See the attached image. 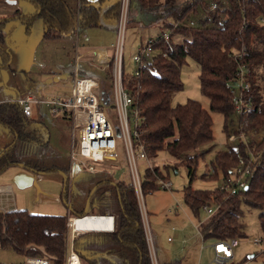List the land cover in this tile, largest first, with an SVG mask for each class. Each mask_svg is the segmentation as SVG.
Segmentation results:
<instances>
[{"label":"trees","instance_id":"1","mask_svg":"<svg viewBox=\"0 0 264 264\" xmlns=\"http://www.w3.org/2000/svg\"><path fill=\"white\" fill-rule=\"evenodd\" d=\"M26 1L33 6V14H21L15 10L11 17L0 18V44L4 40L2 30L12 18L24 24L25 32L33 18H40L43 23L42 37L45 38H57L72 34L75 29L92 27L113 32L116 31L121 6V0L105 7L97 4L100 0ZM212 2L222 4V0H127L126 22L135 23L140 13L155 14L162 26L159 27L167 28L169 35L167 40L161 39L159 33L153 37L150 45L153 54L139 68L137 75L124 72L121 61V83L138 110V140L143 143L147 155L153 158L157 152L164 151L177 160L175 163L186 167L189 180L182 188V199L190 214L197 217L201 209L213 207L210 214L205 213L199 220L198 228L196 226L201 239L217 242L245 238L242 207L246 206L258 210V225L262 233L261 241L264 242V134L258 141L246 144L238 141L214 151L209 161L210 174L200 175L222 181L237 165L238 155L246 163L251 154L253 159L248 162L251 171L245 176L244 187L234 194L219 191L218 187H190L198 159L205 153L196 150L213 140L210 112L222 115V129L226 134H236L242 131L240 127L256 129L264 126V0H225L222 9H215L207 16L196 19L194 26L187 24L190 17L196 16L199 10L207 9ZM238 52L241 54L239 60L233 57ZM0 53L3 59L8 60L1 48ZM187 58L199 66V91L208 100L206 109L194 99L171 104L172 95L182 86L180 70ZM239 63L249 72L247 80L251 95L250 109L242 115L234 113L226 87ZM111 66L110 61L102 71L95 69L97 72L92 73L94 76H79L97 81L94 92L101 109L104 103L114 107ZM256 73H259L260 79L255 78ZM36 94H39L38 91ZM0 124L9 129L13 136V142L0 149V172L20 163L21 157L33 145L43 146L47 143L46 138L39 140L43 124L31 116L25 117L21 104L15 100L0 101ZM233 124L235 130L231 131L230 128L228 131ZM190 151L194 153L188 154ZM166 167L155 166L152 170H144L141 177L142 195L158 189L156 177L167 179ZM108 186L111 188L113 229L76 235L72 239L74 251L81 264H150L130 182L101 177L92 183L91 188L94 189L90 195L94 194L100 202ZM65 192L66 184L61 192L62 198H65ZM90 203L89 199L87 204ZM93 214L106 212H85V215ZM92 233L95 236H90ZM97 241L102 242L100 252L94 245ZM65 246V215L35 214L25 209L0 211L1 248H10L23 257H45L50 262H58L64 257ZM179 263V260L173 259L162 264Z\"/></svg>","mask_w":264,"mask_h":264},{"label":"rangeland","instance_id":"2","mask_svg":"<svg viewBox=\"0 0 264 264\" xmlns=\"http://www.w3.org/2000/svg\"><path fill=\"white\" fill-rule=\"evenodd\" d=\"M15 10H18L21 14L30 15L34 12L33 6L26 0H15L13 3L0 0V15H10L9 17H11ZM202 12L203 10H199L197 15ZM190 18H196V16ZM135 21L139 25L133 21H127L122 32V67L126 73L132 72L135 68L132 57L138 53L139 49L145 47L147 40L150 37H154L158 33V26H161L157 22L156 15L150 13L138 14ZM163 31L166 32L168 30L163 27ZM42 32L43 23L38 17L32 19L27 32L24 30V24L17 18H12L6 22L2 30L4 40L0 44V48L4 54H7L8 60L3 59L0 53V101L20 98L28 91H32L36 95V89H38V95H42L45 98H49L54 94L67 95L69 93V88L75 76L73 72L74 65L70 62L73 50L78 46L76 40L74 41L75 34H64L57 38H45L42 37ZM81 32L86 36L85 44L81 46V49L88 46L98 47L99 45L108 47L116 38V31L112 32L102 28L99 29L98 27L89 28ZM76 35L81 37V33ZM111 36L112 40L105 43ZM91 49L89 56L94 54V49ZM152 54L153 51H150L145 60H149ZM103 64L94 63L90 60L88 63L85 61V64H80L81 67H79V72L76 76H94L92 73L94 71L97 72L95 69L102 71L99 68ZM198 70L199 66L197 63L187 58L180 70L182 86L172 95V105L184 103L187 99H194L199 101L203 108H208L207 98L202 96L199 91ZM254 76L260 79L259 73ZM40 84L43 86L40 87ZM102 110L113 128L114 148L117 156L113 162H94L93 173H90L86 168H82L74 161L72 162V160H77L79 157L72 158L70 154L72 149H77L78 144V128L72 125L71 119L63 117L61 113L53 114L49 107L45 105H31V118H35L43 124L39 140L42 141L46 138L47 143L43 146L33 145V147H30L29 151L21 157L20 163L30 166L29 172L34 170L39 171L41 174L33 175L32 183L20 189L14 186L12 178L16 173L27 171V169H23L19 165H11L2 170L0 172V186L9 184L12 190L10 192L12 193L0 195V211L6 205L4 203L2 206V203L9 200L15 202L13 208L25 209L35 214H59L67 217L68 212L73 215L74 211L71 209L80 214L86 204L87 197L83 206L82 204H74V199L77 195L82 198L85 196V193L82 196L81 189L77 187L74 179L70 180V178H67L65 198L61 197V192L64 191L65 187V184L63 185L62 183V174L67 166H76L78 173H81L78 178L82 177L85 180L89 176H91V179L100 177L101 171H103L108 174V177L112 176L115 180L122 179L128 182L130 177L125 161L122 132L118 117L114 108L108 104L104 103ZM210 116L212 119L213 140L196 150V152L204 151L205 153L198 159L194 178L190 183V187L193 189L218 187L221 183L220 180L215 181L201 176L210 174L209 161L212 159L214 151L225 149L227 146H232L241 140L238 133L226 134L223 131V117L220 113L210 112ZM242 123L243 121L241 120L240 124ZM129 126L131 129L130 120ZM232 127L229 126L228 131L230 128L231 131L235 130V124ZM240 129L242 131L250 129L249 132L253 133H251V137L255 140L248 139L246 141L245 139L247 143L257 141L264 134V126L256 129H244L242 127ZM259 130L262 132H258ZM12 142V133L4 125L0 124V149ZM193 153L194 151L188 152V154ZM137 160L139 176L142 177L148 165L144 160ZM149 160L154 164L150 170L155 166H167L165 170L166 180L171 183L170 188H158L150 194L141 195V201L147 216V229L150 235L152 233V248L156 262L162 264V259L168 258L170 260H179V264H217L213 260V253L210 249L212 244L209 240H201L200 235H196L197 240L191 239L185 244H181L179 241L182 238H187L190 234L193 235L196 231L194 224L205 215V211L201 209L197 217L193 216L183 203L182 188L188 184L189 180L186 167L175 163L177 160L164 151L157 152L155 157H149ZM99 164L107 165L99 166ZM175 166L176 168L173 169ZM53 168H59V170L55 172ZM0 194H4V192H0ZM90 201L89 208L85 209V212H89L93 205L97 207L96 211L105 212L108 211L112 199L105 194L103 200L99 202L97 197L92 194ZM242 209L246 237L237 238V245L232 248L233 256L222 264H264V252H262L264 242L252 243L250 241V238L262 239L257 219L258 210L246 206H243ZM174 215H178L177 219L173 218ZM80 219L75 218L74 229L77 231L98 230L100 227V220L97 217L86 216ZM175 223L176 226L173 227L175 229L171 230L169 225ZM90 236H95V234L92 233ZM167 237L172 238L173 241H166ZM94 245L100 252L99 247H101L102 242L97 241ZM183 248L184 252H180V249ZM22 259L23 256L12 249L0 247V264H14L22 261Z\"/></svg>","mask_w":264,"mask_h":264},{"label":"built area","instance_id":"3","mask_svg":"<svg viewBox=\"0 0 264 264\" xmlns=\"http://www.w3.org/2000/svg\"><path fill=\"white\" fill-rule=\"evenodd\" d=\"M225 0H222V4L212 2L210 6L203 10L196 18H190L187 20L189 26L196 25V19L207 16L208 12L215 9H222L225 6ZM126 6L127 0H121L120 15L116 25V38L113 45V54L104 60L103 63L112 62V100L114 104V110L119 120L120 129L122 132V140L124 145L125 161L130 177V184L132 186L139 211L140 221L143 228L145 244L147 247L148 257L151 264H157L153 253V240L147 229L146 212L144 210L141 201V177L139 176L138 166L136 161L144 160L147 163L149 170L154 164L151 163L145 147L141 141L138 140V125L139 114L137 108L134 106L130 94L126 91L125 87L121 83V61H122V32L124 24L126 23ZM179 24V23H178ZM174 25H177L175 23ZM168 30V29H167ZM169 35L168 31L161 29L159 36L161 39L167 40ZM153 37H150L145 47L139 49L138 53L132 57L135 64V68L132 71L134 75L138 74L140 67L145 65V57H148L151 51L150 45ZM231 52V51H230ZM165 55V54H163ZM81 55L75 56L74 62V78L73 83L69 88L67 95L54 94L49 98H45L42 95L27 93L20 98L14 100L21 104V110L25 117L31 116V105H45L49 107L53 114L61 113L63 117H69L72 125L78 128V144L76 150H71L70 154L72 158L79 157L78 163L82 168H86L89 172L93 171L94 162H104L107 160L115 161V142L113 128L104 114L103 110L98 106L97 96L94 92V88L97 86V81L90 77H79L77 75V60ZM151 57V56H150ZM234 58L239 60L241 54L235 53ZM150 59V58H149ZM249 72L247 68L241 63L238 64L235 74L231 80L226 83V87L229 91L230 100L234 109V113L238 115L246 114L250 109L251 95L249 93V82L247 77ZM129 120L131 123V129L129 126ZM239 131L238 134L243 143L253 140L251 137L252 132ZM258 132H262L259 130ZM252 133V134H251ZM263 136V134H262ZM261 136V137H262ZM260 137V138H261ZM260 138L258 140H260ZM246 139V141H245ZM255 140V139H254ZM257 140V141H258ZM253 159L249 154L248 162ZM75 160H72V162ZM248 162H244L241 156H237V165L228 173V175L218 185L219 191L227 194H234L239 189L245 186V176L251 171ZM152 164V165H150ZM156 185L160 189L170 188V181L156 177ZM4 188L0 187V192H3ZM206 214H210L213 211V207L203 208ZM98 216V215H90ZM100 217L104 215H99ZM77 217V216H74ZM73 216L67 215L66 217V248L64 251V257L58 262H50L45 257H23L22 261L14 264H81V261L77 253L73 249L72 239L76 236L75 231L72 229L71 219ZM80 218V217H77ZM198 232V231H197ZM170 239V238H168ZM262 239L250 238L252 243H259ZM152 241V242H151ZM237 245V238H230L224 241L214 242L213 248V260L217 264L225 263L233 256L232 248Z\"/></svg>","mask_w":264,"mask_h":264},{"label":"crops","instance_id":"4","mask_svg":"<svg viewBox=\"0 0 264 264\" xmlns=\"http://www.w3.org/2000/svg\"><path fill=\"white\" fill-rule=\"evenodd\" d=\"M74 1H76V0H74ZM114 1H116V0H100L99 2H97V4L99 5V6H101V7H105L106 5H108V4H110V3H112V2H114ZM8 16H10V15H7V16H5V15H0V18H5V17H8ZM135 23H137L138 25H139V23L138 22H136L135 21ZM117 25V24H116ZM92 28H97V27H92ZM100 28H102V27H100ZM99 28V29H100ZM87 29H89V28H85V29H75V31H74V33H72V34H70V35H74L75 34V38H74V41L76 40V44L78 45L77 47H75L74 48V50H73V55H72V57H71V63L74 65V60H75V56H77V55H81L80 56V58L77 60V66L78 67H81V63H84L85 64V61H86V63H88V61L90 60L91 62H94V63H103V61L104 60H107V58L108 57H111L112 56V54H113V45H114V42H111L109 45H108V47H105L104 45H99L98 47H90V46H88L87 48H84V49H81V46L83 45L84 46V44H85V40H86V36H84V34H82V32L81 31H84V30H87ZM103 30H108V29H106V28H102ZM29 30V29H28ZM160 31H161V27H159L158 26V33H160ZM79 33H81V37H79V36H77L76 34H78L79 35ZM112 40V36H111V38L109 39V40H107V41H105V43H108V42H110ZM115 41V40H114ZM91 48H93L94 49V54L91 56H89V54L91 53ZM110 51H111V53H110ZM87 56V57H86ZM70 63V64H71ZM106 66H107V63H104L103 64V66L102 67H100L99 69H103V68H106ZM71 72H72V70H71ZM73 72H74V68H73ZM77 72H79V68L77 69ZM72 74V73H71ZM43 85H41L40 84V87H42ZM57 86V85H56ZM38 91V89H36L35 90V92H37ZM32 93V91H28V92H25V94H27V93ZM9 99V98H8ZM15 98H10L9 100H14ZM74 163H77L78 165H79V163H78V160H75L74 161ZM22 165H23V163H21ZM92 165H93V163H91ZM16 165V164H15ZM104 165H107V164H99V166H104ZM24 169V168H23ZM57 169H59V168H57ZM94 169V168H93ZM29 170L30 169H28L27 171H20V172H29ZM65 170H67V172H68V175L67 176H65V180H66V178H70V180H75V182H76V185H77V187H79L80 189H81V193H82V196L84 195V193H85V196H84V198H82L80 195H77L76 197H75V199H74V204H82V206H83V204H84V201H85V198L87 197V195L89 194V192H90V190H93L94 189V187H92V189H91V185H92V183L96 180V179H98V178H101V177H108L107 175V173H105V172H103V171H101V176L100 177H94V178H92L91 179V176H89L88 177V179L87 180H85V179H83L82 177H79L78 178V176H81V173H78V171H77V168H76V166H73V167H69V166H67L66 167V169ZM64 171V170H63ZM35 172V173H34ZM34 172H32V171H30V173L32 174V175H36V174H38V175H40L41 173L39 172V171H34ZM55 172H57L56 170H55ZM74 173H76V174H74ZM90 173H93V172H90ZM15 174V173H14ZM77 178V179H76ZM108 178H110V179H114L112 176L111 177H108ZM65 180H63V185L65 184ZM66 182H67V180H66ZM0 187H3L4 188V194H0V195H5V194H11L12 192H10V191H12L11 190V187L9 186V184H7V185H3V186H0ZM89 190V192H87ZM10 192V193H6V192ZM110 191H111V188L108 186L107 187V189H106V192H105V194L107 195V197H110ZM90 197H91V195H90ZM90 197H89V199H90ZM4 203H6V205L5 206H3V204ZM2 208H3V210L2 211H6V210H13V209H15V208H13L14 206H15V202L14 201H9V200H6V202H3L2 203ZM179 207H181V206H179ZM89 208V205L87 204V207H86V210ZM96 209H97V207L95 206V205H93V208L89 211V212H94V213H100L99 211H96ZM72 211H74V213H72L73 215H71V213H69L68 212V214L67 215H70V216H77L76 214V211L74 210V209H71ZM182 210V209H181ZM106 212V214H93V215H108V216H111L110 218L108 217H100V216H92V217H97V218H99L98 220H100V227L99 228H101V229H99L98 228V230H87V231H77L76 229H74L75 228V218H77V217H75L74 218V220H73V231H75L74 232V234H76V235H78V234H82V233H84V232H89V231H103V232H106V231H111L112 229H113V215H112V211H111V209H110V207H109V209H108V211H105ZM174 212H176V210H174ZM176 214V213H175ZM185 214V213H184ZM177 216L178 215H174L173 216V218H176L177 219ZM86 217V216H85ZM85 217H83V218H85ZM83 218H81V219H83ZM80 219V220H81ZM199 222V221H198ZM198 222L194 225V227H195V233L193 234V235H188V237L187 238H182V239H180L179 241H180V243L181 244H185L186 242H188V241H190L191 239H196L197 240V238H196V235H200L198 232H197V228H198ZM101 226H103V227H101ZM170 226V229L171 230H174L175 228H173L174 226H176V223L175 224H170L169 225ZM196 226H197V228H196ZM151 236H152V233H151ZM169 237H167V239H166V241H168V242H171V241H173V239L172 238H170V239H168ZM200 239H201V237H200ZM202 240V239H201ZM178 244H179V242H177ZM212 245H213V243L214 242H210ZM212 245H210L211 247H210V249H211V251H212V253H213V248H212ZM184 252V248L183 249H180V252ZM169 257V256H168ZM163 261H162V263H164V262H169L170 261V259H168V258H165V259H162ZM157 264H158V262H157Z\"/></svg>","mask_w":264,"mask_h":264},{"label":"water","instance_id":"5","mask_svg":"<svg viewBox=\"0 0 264 264\" xmlns=\"http://www.w3.org/2000/svg\"><path fill=\"white\" fill-rule=\"evenodd\" d=\"M7 2L9 3H13L15 2V0H6ZM16 165H19L21 167H23V165L21 163H16ZM33 175L30 173V172H19V173H16L13 178H12V183L14 184L15 187L17 188H24V187H27L29 186L32 181H33ZM92 190H90L88 196H87V199H86V204L83 208V211L77 215V217H85V216H90V215H85V209L87 207V203H88V199H89V196H90V193H91Z\"/></svg>","mask_w":264,"mask_h":264},{"label":"flooded vegetation","instance_id":"6","mask_svg":"<svg viewBox=\"0 0 264 264\" xmlns=\"http://www.w3.org/2000/svg\"><path fill=\"white\" fill-rule=\"evenodd\" d=\"M22 168H24V169H29V167H27L26 165H24L23 164V167ZM56 169V171H58L59 169H57V168H55ZM68 175V172H67V170H64L63 171V174H62V176H63V180H65V176H67ZM66 180H67V178H66ZM66 180H65V184H66Z\"/></svg>","mask_w":264,"mask_h":264},{"label":"bare ground","instance_id":"7","mask_svg":"<svg viewBox=\"0 0 264 264\" xmlns=\"http://www.w3.org/2000/svg\"><path fill=\"white\" fill-rule=\"evenodd\" d=\"M99 216V215H98ZM102 217H111V216H108V215H104V216H102ZM74 218L75 217H73L72 219H71V222L73 223V220H74ZM83 218V217H82ZM71 226H72V229H73V224H71ZM74 230V229H73Z\"/></svg>","mask_w":264,"mask_h":264}]
</instances>
